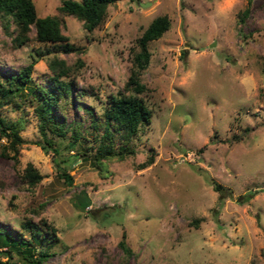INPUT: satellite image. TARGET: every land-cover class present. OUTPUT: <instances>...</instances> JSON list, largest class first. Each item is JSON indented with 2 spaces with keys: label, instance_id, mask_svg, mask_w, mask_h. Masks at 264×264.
Returning a JSON list of instances; mask_svg holds the SVG:
<instances>
[{
  "label": "rangeland",
  "instance_id": "1",
  "mask_svg": "<svg viewBox=\"0 0 264 264\" xmlns=\"http://www.w3.org/2000/svg\"><path fill=\"white\" fill-rule=\"evenodd\" d=\"M33 1L38 16L61 3ZM163 14L169 27L149 42L140 76L150 119L132 137L135 153L106 159L101 176L89 111L123 90L138 36ZM65 24L83 51L45 53L35 38L15 47L0 19L1 79L33 61V83L47 85V59L82 60L65 120L84 128L74 148L54 136L58 152L45 151L34 98L25 90L0 106L4 120H23L16 157L0 134V228L29 238L34 254L47 249L42 264H264V0H116L93 31L70 15ZM28 163L42 175L34 185ZM29 219L46 220L45 238L23 229Z\"/></svg>",
  "mask_w": 264,
  "mask_h": 264
},
{
  "label": "trees",
  "instance_id": "2",
  "mask_svg": "<svg viewBox=\"0 0 264 264\" xmlns=\"http://www.w3.org/2000/svg\"><path fill=\"white\" fill-rule=\"evenodd\" d=\"M115 1L61 0L55 13L38 16L33 0H0V19L5 30L12 34L11 40L15 47L35 38L38 41L49 43L44 48L45 53L57 51L78 53L83 51V47L71 42L63 31L66 27L65 16H73L81 22L86 31H93L104 23L108 6ZM169 24L170 21L166 14L157 15L151 19L136 40L138 50L132 56L130 73L124 82L123 90L111 93L107 97V104L100 114L96 115L93 110L89 111L95 128L92 138L95 147L92 154V165L98 169L101 176H105L108 171L106 159H123L135 153L131 143L132 137L137 134L140 125L149 121L151 116L150 107L140 95L146 90L140 76L149 64L151 52L148 44L151 40L159 38L168 29ZM30 32H33L32 36ZM82 63L80 58H77L73 64L67 63L56 55L47 59L51 72L47 85L33 83L31 75L33 61L22 66L15 74L4 70V77L0 78V106L6 104L7 101H16V96L21 95V92L25 90L29 93V99L34 98L33 111L38 119V130L44 141L37 142V144L45 151L50 147L55 153L58 152L54 136L66 138V144H69L71 148H74L77 141L84 136V128L80 122L65 120L69 99L73 97L75 82L71 73L75 72ZM22 126V119L6 121L0 117V134L9 140L14 157L18 151L17 145L22 142L19 134ZM76 154L85 155L86 153L78 150ZM153 160L154 155L150 153L145 160L140 162L139 168L150 165ZM60 172L67 182H71L72 177L65 167H62ZM24 174L30 185H34L42 177L32 163L26 165ZM211 182L213 188L220 192L221 184L212 180ZM88 204L89 199L84 195L81 199V206L84 208ZM21 225L31 236L46 237L47 233L41 227V225H47L44 219L39 222L25 220ZM50 230L53 233L54 227ZM120 242L122 244L123 240ZM34 249L35 247L30 245V239L22 233L21 236L16 237L10 231L0 228V253L5 255V259L0 258V264H19L13 260V252L21 257V264H42L49 255L47 249L40 250L38 254H34Z\"/></svg>",
  "mask_w": 264,
  "mask_h": 264
},
{
  "label": "water",
  "instance_id": "3",
  "mask_svg": "<svg viewBox=\"0 0 264 264\" xmlns=\"http://www.w3.org/2000/svg\"><path fill=\"white\" fill-rule=\"evenodd\" d=\"M142 4H145L144 2H142Z\"/></svg>",
  "mask_w": 264,
  "mask_h": 264
}]
</instances>
